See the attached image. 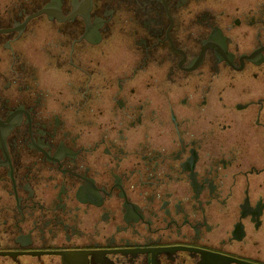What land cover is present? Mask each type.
I'll list each match as a JSON object with an SVG mask.
<instances>
[{
	"label": "flooded vegetation",
	"instance_id": "af4514ba",
	"mask_svg": "<svg viewBox=\"0 0 264 264\" xmlns=\"http://www.w3.org/2000/svg\"><path fill=\"white\" fill-rule=\"evenodd\" d=\"M0 264H264V0H0Z\"/></svg>",
	"mask_w": 264,
	"mask_h": 264
},
{
	"label": "rangeland",
	"instance_id": "374dc122",
	"mask_svg": "<svg viewBox=\"0 0 264 264\" xmlns=\"http://www.w3.org/2000/svg\"><path fill=\"white\" fill-rule=\"evenodd\" d=\"M117 41H116V39H113L112 41H111V43H107V48H109V47H113V45H114V43H116Z\"/></svg>",
	"mask_w": 264,
	"mask_h": 264
}]
</instances>
